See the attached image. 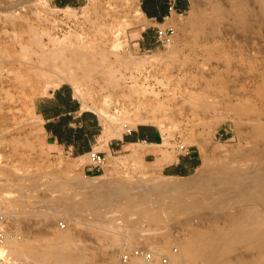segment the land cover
Here are the masks:
<instances>
[{
  "label": "rangeland",
  "instance_id": "obj_1",
  "mask_svg": "<svg viewBox=\"0 0 264 264\" xmlns=\"http://www.w3.org/2000/svg\"><path fill=\"white\" fill-rule=\"evenodd\" d=\"M189 3L172 20L171 44L140 47V0H80L63 7L56 0H0V207L12 215L22 243L54 255L69 241L76 260L51 258L49 264H119L122 251L139 246L168 255L166 264H202L200 258L177 262L174 256L198 235L245 230L243 217L230 216L241 208L253 207L264 218V0ZM61 43L85 46L97 67L87 75L76 67L75 79L42 74L41 67L51 66L43 56ZM63 83L99 114L107 141L127 128L154 124L165 150L175 157L186 144L201 157L200 166L188 176H169L138 151H108L99 174L86 172L88 157L83 164L72 153L52 151L34 110L38 97ZM232 173L246 181L237 183ZM199 174L214 179L206 189L196 180ZM168 180L198 181L187 190L203 205L170 209L175 203L169 198L138 191ZM123 187L133 189L130 198L91 203L92 193L103 202ZM238 187L248 201L240 200ZM232 236L222 264H264V246ZM16 259L36 264L30 257ZM135 259L128 264H147ZM153 261L163 264L159 257Z\"/></svg>",
  "mask_w": 264,
  "mask_h": 264
},
{
  "label": "crops",
  "instance_id": "obj_2",
  "mask_svg": "<svg viewBox=\"0 0 264 264\" xmlns=\"http://www.w3.org/2000/svg\"><path fill=\"white\" fill-rule=\"evenodd\" d=\"M80 0H56L59 6L77 5ZM189 0H140V14L145 25L138 40L139 46L153 47L158 44L156 29L172 26V20L189 8ZM172 6V8H170ZM34 110L43 126L47 144L54 152L72 153L85 157L96 147L104 145L102 153L133 151L142 153L145 160L161 168L165 175L184 177L193 174L201 164V157L195 150L180 152L174 156L165 150L161 129L154 124H140L121 136L103 140L104 128L99 114L85 108L74 88L63 83L38 97ZM140 136L148 139H139ZM137 139V140H135ZM77 157V158H78ZM82 164V165H83ZM86 172L97 175L101 169L93 168L90 161L84 164Z\"/></svg>",
  "mask_w": 264,
  "mask_h": 264
},
{
  "label": "bare ground",
  "instance_id": "obj_3",
  "mask_svg": "<svg viewBox=\"0 0 264 264\" xmlns=\"http://www.w3.org/2000/svg\"><path fill=\"white\" fill-rule=\"evenodd\" d=\"M72 44V43H71ZM85 46L81 45V44H78V45H74L72 47H69L68 45H66L65 43H61L59 45H57L53 50H51L49 53L45 54L43 56V62H51V66L48 67V66H44V67H41L40 69V72L42 74H45V75H49L51 73H55L57 75H59V77H61V75H63V73H66V76L67 78H77V72L75 71V68L76 67H84V71H85V75L89 74L91 71H93L96 67H97V63H95V60L93 61V59L91 58V56L88 54V51L84 49ZM38 66V65H37ZM40 67V66H39ZM66 79L65 76H62L61 77V80H64ZM101 116L102 117H105V118H108L109 115L102 111L100 112ZM112 117V116H111ZM126 126V125H124ZM127 130H130L129 128H127ZM117 136H121L120 133L117 134ZM107 135L104 131L103 133V140L104 141H107L106 139ZM137 150L136 149H133L132 151V154H134ZM80 160L82 159V161H84V158L83 156L81 157H78ZM260 159V158H259ZM263 161V160H262ZM81 164V162H79ZM261 163V162H260ZM82 165V164H81ZM260 165V164H259ZM258 167V166H257ZM256 167V168H257ZM244 168V167H243ZM242 167L239 168V169H243ZM248 168V167H247ZM247 168H245L247 170ZM232 169V168H231ZM254 169V168H253ZM259 169V168H257ZM261 169V168H260ZM216 170V169H215ZM227 170V169H226ZM202 171V170H201ZM243 171V170H241ZM211 172V171H210ZM239 172V171H237ZM245 172V171H244ZM243 172H241L242 174ZM247 173V171H246ZM245 173V174H246ZM249 173V172H248ZM256 173V177L258 175H260V173L257 174ZM253 173V176L250 177L252 175L248 176L252 179L256 178L254 176ZM264 172H262V175ZM228 174V173H227ZM241 174H236L238 177L242 176ZM243 174V175H245ZM204 174H199V177L196 178V180L199 179V185L201 184L200 188L203 190V189H206L207 187H209V185L212 183V181L214 180L212 177L210 179H208L207 177L205 178V176H203ZM209 175V174H208ZM233 175V173H232ZM240 175V176H239ZM245 175V176H247ZM220 179H221V176L224 177V174H220ZM227 176V175H226ZM247 176V177H248ZM217 177H218V174H217ZM223 183H225L226 181L224 180L225 177L223 178ZM228 177V176H227ZM231 179H236V181L239 179L235 178V174L233 176H229ZM243 177V176H242ZM247 177H244L243 179L245 180ZM259 179H260V176H258ZM257 177V178H258ZM241 178V177H240ZM249 178V180H251ZM261 178H264V177H261ZM174 179V178H173ZM177 179V178H175ZM179 179V178H178ZM213 179V180H212ZM231 179L228 180L226 179L227 181H230L231 182ZM248 179V178H247ZM232 180V182H233ZM262 180L263 182V179H260V181ZM153 181V180H152ZM173 181V180H172ZM185 181V180H184ZM218 181V180H217ZM225 181V182H224ZM235 181V180H234ZM239 181V180H238ZM237 181V183H238ZM241 184H243L244 182H242V178H241ZM239 181V182H240ZM255 181V179L253 180V182ZM257 181H259L257 179ZM198 183V181H195V180H192V182H187V183H184V184H181V183H178V182H171V181H164V182H151L148 184H145V185H142L141 187V190H138L139 192H142V194L144 195H149L150 193H153L156 195V193L158 194L157 197L158 198H161V199H164V198H169L170 201H173L175 204L171 203V204H168L169 205V208L172 209L173 206L175 205V207H181V208H187L186 205L188 204H191L193 205L194 207L197 206L199 207L198 205H203V202L195 196V194L191 193L189 190H187L188 188H190V185L191 183ZM229 182V184H230ZM252 183V181H249V183ZM260 182V183H262ZM147 183V182H146ZM228 184V182H226ZM235 183V182H234ZM248 183V182H247ZM255 183V182H254ZM264 183V182H263ZM222 184V183H221ZM240 184V183H239ZM100 185V184H99ZM220 185V184H219ZM247 185V184H245ZM251 185V184H250ZM254 185V184H253ZM257 186H260L258 184H256ZM239 186V185H238ZM242 187V185H240ZM255 186V185H254ZM256 186V187H257ZM264 186V185H263ZM262 186V187H263ZM88 187V186H87ZM237 187V186H236ZM235 187V189H236ZM241 187L239 188V194L242 192V189ZM84 188V187H83ZM82 188V189H83ZM100 188V187H99ZM237 188V189H238ZM243 189L244 188H247L246 186L245 187H242ZM180 189H185L186 191H180ZM194 189V188H193ZM192 189V190H193ZM234 189V190H235ZM241 189V190H240ZM248 189V188H247ZM250 189V188H249ZM248 189V190H249ZM261 189V188H260ZM113 190V189H112ZM191 190V191H192ZM212 190V189H211ZM254 190V188H253ZM252 190V191H253ZM262 190H264V187L262 188ZM93 191V190H92ZM196 191V190H195ZM208 191V190H207ZM228 191V190H227ZM247 191V190H245ZM251 191V192H252ZM257 190L255 189V192ZM112 192V191H110ZM133 189L131 188H127V187H123L120 191L118 190H114L112 192L111 195H107L106 199L103 198V202H101V194H95V193H92L95 195V197H91L92 199V202L94 205L96 204H99L101 203V205L103 206L104 204L102 203H105L107 204L108 201L112 202V200H114V197L116 196L117 199L118 197H124V198H120L118 201L124 199L125 198H130V196L133 194ZM244 192V191H243ZM250 192V193H251ZM259 192V191H258ZM257 192V193H258ZM76 193V192H75ZM245 193V192H244ZM248 193V191H247ZM253 193V192H252ZM255 193L254 196L260 194L261 192H259L258 194ZM91 194V193H90ZM104 194V193H103ZM242 194V193H241ZM240 194V196H241ZM148 195H147V198H148ZM220 195V194H219ZM244 195V194H242ZM261 195V194H260ZM259 195V196H260ZM106 196V195H105ZM225 196V195H223ZM253 196V195H252ZM104 197V195H103ZM186 197H190L192 198L191 201L189 200H186L187 198ZM242 197V196H241ZM249 197L248 195H244L243 199H240L242 202L243 201H248L249 200ZM257 197V196H256ZM62 198V197H61ZM76 198V197H75ZM146 198V196H145ZM150 198V197H149ZM64 199V196L63 198ZM90 199V198H89ZM142 200H145L143 199V197L141 198ZM219 199V198H218ZM75 200V199H74ZM139 200V199H138ZM147 200V199H146ZM212 200H216V198L213 197ZM211 200V201H212ZM100 201V202H99ZM115 201V200H114ZM135 201V199L133 200ZM137 201V200H136ZM140 201V200H139ZM150 201V200H148ZM206 201V200H205ZM60 202V201H59ZM58 202V203H59ZM69 202V201H68ZM73 202V201H72ZM239 202V201H238ZM253 202V201H252ZM250 202V203H252ZM88 203V202H87ZM109 203V202H108ZM114 203V202H113ZM134 202L132 201H128V205H133ZM151 203V202H150ZM207 203V202H206ZM236 204H238L237 202H235ZM240 203V202H239ZM249 203V204H250ZM257 203V202H256ZM77 204V203H75ZM79 204V203H78ZM154 204V203H153ZM51 205H53L51 203ZM61 205V204H60ZM127 205V206H128ZM207 205H210V204H207ZM255 205V204H254ZM57 206V205H55ZM157 206V205H156ZM54 207V206H53ZM68 207V206H67ZM70 208L72 206H69ZM68 207V208H69ZM73 207H76V206H73ZM98 207V206H97ZM172 207V208H171ZM174 207V208H175ZM189 207V205H188ZM192 207V206H191ZM196 207V208H197ZM249 207V205H248ZM190 208V207H189ZM228 208V206H227ZM67 209V208H66ZM160 209V208H159ZM229 209V208H228ZM258 209V208H257ZM192 210V209H190ZM261 210V209H260ZM263 210V208H262ZM253 211V207H249V208H241L236 214H231L230 216H240L241 219L242 217L244 218L243 221L246 222L245 226V230H240L236 233H233L231 234L229 232V234L227 232L223 233V234H220L218 237L214 236V237H203V236H200L198 235L196 238H194L193 240L187 242L184 244V246L181 247V250L179 253H176L175 254V261L177 262H180L183 258L185 257H196V258H200V260L202 261V264H222L224 261H223V255L225 254L226 250H227V241L229 240V238L232 237H238V239H248L250 241H258L262 246H264V218L262 217L261 213L260 215L259 214H256L252 212ZM96 212V211H95ZM177 212V211H176ZM260 212V211H259ZM100 213V212H99ZM238 214V215H237ZM101 215V214H100ZM129 215V214H128ZM230 216H229V219H230ZM235 216V217H236ZM234 218V217H233ZM231 218V219H233ZM154 220V219H153ZM234 220V219H233ZM232 220V221H233ZM250 220V221H249ZM239 222H241V220H238ZM134 223V222H133ZM243 223V222H241ZM243 226L242 229L245 227ZM230 235V237H229ZM65 238H61V241H63ZM66 245V246H65ZM165 245V244H164ZM63 246L61 249H60V253H57V254H54L52 255L51 253L47 252L45 250V247L42 246V245H34L32 244L31 242H25V243H22L21 242V238L19 239H15L13 240V242L11 243V251L12 253L14 254V256L18 259H27V258H31L33 259V261L36 263V264H49L48 261L53 258V259H56L58 261H63V260H68V258L72 259V260H76V255H74L72 253V248L69 246V241L64 244V245H61ZM175 252H173L174 254ZM135 259V258H133ZM139 259V258H138ZM179 259V261L177 260ZM136 260V259H135ZM140 261V259H139ZM143 261V260H142ZM145 262V261H143ZM156 262L155 261H150V262H147V264H155ZM177 264V263H176Z\"/></svg>",
  "mask_w": 264,
  "mask_h": 264
},
{
  "label": "built area",
  "instance_id": "obj_4",
  "mask_svg": "<svg viewBox=\"0 0 264 264\" xmlns=\"http://www.w3.org/2000/svg\"><path fill=\"white\" fill-rule=\"evenodd\" d=\"M170 8H172V6ZM175 33L176 29L173 25L157 28L156 40L162 45H169L173 42ZM178 149L180 152H191V147L183 143L178 146ZM105 159L104 153L100 151H91L89 153L90 165L93 168L102 169ZM61 225L65 227L64 223H61ZM19 238H21V233L17 225L13 222L12 215L7 209L0 207V264H19L11 251V243L13 240ZM156 257H159L163 264H166L169 261L168 255H161L151 249L139 246L122 251L119 258V264H128L132 258H139L145 262H150Z\"/></svg>",
  "mask_w": 264,
  "mask_h": 264
},
{
  "label": "trees",
  "instance_id": "obj_5",
  "mask_svg": "<svg viewBox=\"0 0 264 264\" xmlns=\"http://www.w3.org/2000/svg\"><path fill=\"white\" fill-rule=\"evenodd\" d=\"M139 139H148L147 137H144V136H140ZM137 140V139H135Z\"/></svg>",
  "mask_w": 264,
  "mask_h": 264
}]
</instances>
